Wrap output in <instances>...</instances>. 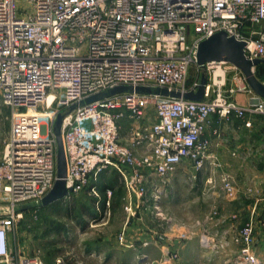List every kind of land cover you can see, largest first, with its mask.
Wrapping results in <instances>:
<instances>
[{
  "label": "built area",
  "instance_id": "obj_1",
  "mask_svg": "<svg viewBox=\"0 0 264 264\" xmlns=\"http://www.w3.org/2000/svg\"><path fill=\"white\" fill-rule=\"evenodd\" d=\"M221 30L244 42L247 58L264 62V0H0V98L11 111L0 161V207L6 209L0 215V264H47L38 254L14 249L10 236L22 216L18 208L38 203L54 182L59 113L71 188L65 198L85 189L94 199L92 221L110 213L113 190L99 187L109 169L124 189L128 217L143 209L162 217L161 198L179 164L188 160L200 169L210 158L213 168L221 167L201 136L210 115L234 114L246 126L249 116L264 117V99L249 87L254 95L246 105L219 91L211 97L208 81L201 99L183 96L200 83L201 74L186 86L191 63L211 68L212 84L223 83L216 69L224 61L195 63L198 43ZM116 85L166 87L180 95L131 90L78 104ZM220 182L227 196L236 195L228 175ZM125 226L117 234L121 244ZM253 232L249 219L232 236L243 245L240 263L259 264L250 250ZM200 239L209 245L205 233ZM175 258L167 250L161 262Z\"/></svg>",
  "mask_w": 264,
  "mask_h": 264
},
{
  "label": "rangeland",
  "instance_id": "obj_2",
  "mask_svg": "<svg viewBox=\"0 0 264 264\" xmlns=\"http://www.w3.org/2000/svg\"><path fill=\"white\" fill-rule=\"evenodd\" d=\"M233 66L229 62L218 64L219 70L223 71L224 81L217 87L212 84L210 78L211 68L198 69L194 63H191L186 76V86H190L204 71L207 75V81L210 82L209 94L211 97L217 91L224 96L229 94L236 95L241 92L237 88L239 84H245L246 82L241 71L238 68H233ZM253 71L256 75V67L253 68ZM262 77L264 79V75ZM261 81L264 82V80ZM231 85L233 91L230 93L229 88ZM150 116L154 117L152 107H150ZM10 127V108L0 98V161L4 146L8 140ZM186 161L188 160L181 163L182 166L186 167L185 170L184 168L182 169L183 175L181 180L177 182L176 188L174 187V190H172L173 187L170 184L167 189V196L164 195L161 198L160 204L164 203V207L163 205V208L161 207L162 217L156 216L160 221L158 223L162 224L158 232L161 234L164 231H169L168 228L172 224L184 226L191 223L194 227L192 228L193 231L195 233L198 231L196 239L193 240L194 243L186 248L182 255L181 264H245L240 263L239 260L240 249L243 247L241 243L233 241L231 242L234 244L224 243L226 238L222 234L221 236L207 235L210 240L209 245H203L201 242L200 236L204 230H200V225L202 223L201 219L205 216L202 213L209 207L210 213L207 214L206 219L214 222L218 216V203H222L226 199L225 196L227 198L230 197L226 194L223 196L220 177L218 179L212 178L211 182H206L201 180V174L192 181V173L188 168L189 166L185 163ZM175 172L176 170L171 174V181ZM106 178L111 179L108 175L103 177L105 181L107 180ZM116 182V179H113V183ZM212 185L214 186L210 187ZM202 191L205 194L202 195ZM245 192H247L246 189ZM171 196L176 197L179 203L176 205L172 204ZM253 199L255 197L242 195L239 200L242 204L248 205L249 201ZM39 206L28 207L27 210L22 211V216L16 224L14 236H10L12 247L21 254H38L47 264H59L60 261L65 264H150L149 261H126L128 252L121 249L113 250V258L100 261L90 257V252L86 250V245L94 239L105 236L113 238L125 223L126 226L130 223L134 226L138 223L137 220L139 218H142L143 221L145 217L146 220L149 218V222L155 225L154 221L150 219L152 216L149 217L150 213L144 215L137 211L133 216L128 217L121 205L115 204L114 209L112 210L111 208L107 217L92 221L93 215L90 214L89 210L90 208L93 210L95 207L94 199L85 189L59 202L47 206ZM152 214L154 215V213ZM263 217L264 208L261 209L257 216V222L254 224L253 239L250 243V250L257 257L259 264H264V223L260 221ZM191 220L192 222H189Z\"/></svg>",
  "mask_w": 264,
  "mask_h": 264
},
{
  "label": "crops",
  "instance_id": "obj_3",
  "mask_svg": "<svg viewBox=\"0 0 264 264\" xmlns=\"http://www.w3.org/2000/svg\"><path fill=\"white\" fill-rule=\"evenodd\" d=\"M248 87L246 83L239 84L237 88L240 89L241 92L236 95L230 94L232 99L241 105H246L251 102L254 94L247 90ZM231 88H233L232 85L229 89ZM147 114L149 121L155 119V116H150V108ZM249 117L252 123L250 126H246L243 119L234 114H231L228 119L220 118L216 114L210 115L209 121L201 136L208 140L209 152L217 158L221 164L220 168H213L210 158H206L204 166L200 169H196L191 161L185 162L192 173V181L201 174V180H205L206 182H210L212 178L218 179L222 174H226L235 185L237 193L234 197L227 198L223 190L222 193L226 199L222 201V203H218V216L215 218L214 222H210L206 219L208 216L207 214L210 213L208 207L204 213H202V215L205 216L201 219L202 223L200 225V230H204L202 233L206 235L211 234L213 236H221L222 234L223 237L226 238V240L224 239V243L228 242L229 244H234L232 236L247 220L251 219L253 224L257 222V216L261 212V209L264 208V117L261 115H251ZM124 123L126 124V122ZM185 167L186 166L179 164L172 177V181L170 177V184H172L173 187L172 190H174V187L176 188L177 182L181 180V176L183 175L182 169L184 168L185 170ZM105 175L117 181L111 186L113 190L111 198L112 210L115 204H119L123 208L122 198L124 189L120 184L118 174L115 170L109 169L105 171ZM101 181L102 177L99 187L101 186ZM213 186L214 185L210 187ZM104 187L102 186L100 189L102 190ZM245 189L247 192H245ZM201 194L203 195L205 193L202 191ZM242 195L255 197V199L250 200L248 205L242 204L239 200ZM171 197L172 204L176 205L179 203L176 197ZM93 210L92 213L90 212L92 215L95 213ZM139 212L144 215L150 213L151 215H149V217L152 216L150 219L154 221L153 223H155V225L149 222V218L146 220L144 217L143 221L142 218H139L137 220L138 223L134 226L131 225V223L125 226L126 233L124 244H121L117 239V234L121 230H119L113 238L105 236L94 239L86 245V250L90 252V257L99 261L109 260L114 257V249H121L128 252L126 258L128 262L137 260L149 261L150 264H181L182 255L186 248L194 243L193 240L196 239L198 233V231L197 233L193 231L192 228L194 227L191 225L192 223L184 226L172 224L170 228H168L169 231H164L160 234L158 230H160L159 227H161L162 224L158 223V218L147 209H143ZM189 222H192V220ZM157 234L162 235V237L159 241L154 242ZM144 240L149 241V244L142 246V241ZM167 250L176 252L177 258L170 259L167 263H162L161 258Z\"/></svg>",
  "mask_w": 264,
  "mask_h": 264
},
{
  "label": "water",
  "instance_id": "obj_4",
  "mask_svg": "<svg viewBox=\"0 0 264 264\" xmlns=\"http://www.w3.org/2000/svg\"><path fill=\"white\" fill-rule=\"evenodd\" d=\"M244 42L236 39L234 36H228L223 30L215 32L209 37L201 40L196 48L195 63L203 66L209 61H224L232 63L243 74L244 80L249 88L259 97L264 99V82H262L253 71V67L262 62L261 59H249L245 56L243 50ZM207 75L203 71L200 76V83L195 92L184 93L185 98L201 99L205 90ZM142 91L161 95L179 96L180 93L174 90L169 91L166 87H150V86H130L116 85L111 88L99 91L97 93L86 96L80 100L78 104L88 103L115 93L123 91ZM75 106V105H74ZM74 106H71L72 109ZM63 114L59 113L53 124V132L57 142V150L55 155V179L51 188L40 198L38 204L47 206L55 202L63 200L69 193L71 188L66 186V157L62 141L61 123ZM24 206L18 209L22 210ZM6 213L5 207H0V215Z\"/></svg>",
  "mask_w": 264,
  "mask_h": 264
},
{
  "label": "trees",
  "instance_id": "obj_5",
  "mask_svg": "<svg viewBox=\"0 0 264 264\" xmlns=\"http://www.w3.org/2000/svg\"><path fill=\"white\" fill-rule=\"evenodd\" d=\"M255 67H256V70H257V72H256V75H257V77L260 79V80H264L263 79V77H262V75H264V62H260V63H258V64H256L255 65ZM104 175H105V172H103L102 173V175H101V177H102V181H101V186H100V188H102V186L104 187V186H113V179L111 178V179H107L106 181L103 179V177H104ZM39 206V204H31V203H29V204H25V205H23L24 206V208H23V211H25V210H27V208L28 207H35V206ZM40 207V206H39ZM94 212H95V210H93ZM89 212H91L92 213V210H91V208H90V210H89Z\"/></svg>",
  "mask_w": 264,
  "mask_h": 264
},
{
  "label": "bare ground",
  "instance_id": "obj_6",
  "mask_svg": "<svg viewBox=\"0 0 264 264\" xmlns=\"http://www.w3.org/2000/svg\"><path fill=\"white\" fill-rule=\"evenodd\" d=\"M220 67H218L216 69V74H220L221 76L223 75V71L222 70H219Z\"/></svg>",
  "mask_w": 264,
  "mask_h": 264
}]
</instances>
